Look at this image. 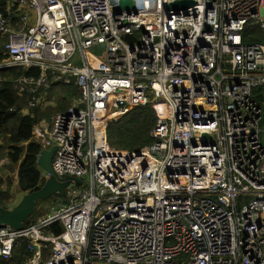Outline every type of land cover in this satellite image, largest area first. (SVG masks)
<instances>
[{
    "label": "built area",
    "instance_id": "1",
    "mask_svg": "<svg viewBox=\"0 0 264 264\" xmlns=\"http://www.w3.org/2000/svg\"><path fill=\"white\" fill-rule=\"evenodd\" d=\"M0 1V68L40 69L15 80L25 112L47 71L80 90L32 138L56 146L59 176L83 179L48 215L1 226L0 259L29 240L24 264H264V42L244 41L247 25L264 35V0ZM109 103L168 108L154 143L111 147Z\"/></svg>",
    "mask_w": 264,
    "mask_h": 264
},
{
    "label": "trees",
    "instance_id": "2",
    "mask_svg": "<svg viewBox=\"0 0 264 264\" xmlns=\"http://www.w3.org/2000/svg\"><path fill=\"white\" fill-rule=\"evenodd\" d=\"M3 4V1H0ZM248 27H255L249 30ZM244 41L248 43L264 42L262 29L257 25H247L244 32ZM3 58L0 45V60ZM22 73L38 75V69L29 72L18 71L16 69L1 71L0 75L4 81L0 85V162L7 158L5 165L10 171L17 170L18 188L23 193L40 189L46 182L43 171L37 164L41 146L33 140V128L44 117L50 116V111H43L39 108L30 114L22 113V105H25L26 91L23 96L19 94V89L14 87L13 77ZM11 79V80H10ZM76 90V89H74ZM71 91L67 95L71 98L76 96V91ZM255 99L264 109V94L261 87L254 89ZM65 95L62 96L66 99ZM61 98V99H62ZM168 111L165 107L163 113H159L151 105L127 106L124 110L115 109L109 103L107 110L108 142L111 147L117 150L136 151L154 143L152 130L159 116H164ZM3 178H0V207L9 208L10 189L13 186L12 180L8 177L7 185ZM54 197L59 200V205L67 203V196L57 194ZM53 198V197H52ZM46 200V199H45ZM40 205L37 203L35 214L39 212ZM42 211L44 215L48 212ZM30 221V220H29ZM27 221L26 223L28 224ZM50 229L60 233L62 228L52 225ZM34 254L32 243L24 240L13 250L12 257L8 260L0 259V264H24V262Z\"/></svg>",
    "mask_w": 264,
    "mask_h": 264
},
{
    "label": "water",
    "instance_id": "3",
    "mask_svg": "<svg viewBox=\"0 0 264 264\" xmlns=\"http://www.w3.org/2000/svg\"><path fill=\"white\" fill-rule=\"evenodd\" d=\"M195 4L194 0H177L169 4L173 10L186 9ZM134 7V0H120V8L131 10ZM207 139L208 135L205 136ZM56 146L43 150L37 160L41 170L46 172L45 184L37 190L27 192L13 208L0 207V227L10 226L14 229H22L26 222L33 216L36 204L40 200L54 197L57 194L66 196L71 186L80 187L83 179L74 176H59L53 169V156Z\"/></svg>",
    "mask_w": 264,
    "mask_h": 264
},
{
    "label": "crops",
    "instance_id": "4",
    "mask_svg": "<svg viewBox=\"0 0 264 264\" xmlns=\"http://www.w3.org/2000/svg\"><path fill=\"white\" fill-rule=\"evenodd\" d=\"M7 39H8V36H4V37H2L0 39L1 52H2V55H3V58L0 60V62L5 58L4 57V45L3 44H4V42H6ZM10 69H16L18 71L21 70L23 72H29L32 69H36V68H32L30 70H26L23 67L0 68V73H1V71L10 70ZM38 70H39V73H38L37 76L40 75V69H38ZM46 73H47L48 79L50 81V86L48 88L43 87V86H41L39 88L37 87L36 91L34 93L35 95H38L37 97L40 100L38 102V105L35 106V108L33 109V112L37 108H39V109H41L43 111H47V110L50 111V116L49 117H44L43 119L40 120V122L42 120H45V119H51L52 116L55 114V112L59 111L60 109H66L69 106H71L73 101H74V99L77 98L79 96V94H80V90H79L78 86L75 85L74 83H72V84H59L58 81H55L53 79L52 74L50 73V71H47ZM22 74L23 75H29V74H24V73L21 72L20 75H22ZM30 74H33V73H30ZM20 75L13 77V80H16L18 77H20ZM0 78H2V82H3L4 81V77H2V75H0ZM13 83H14V87L18 89V87H16L15 81H13ZM74 89H76V90H74ZM73 90L76 91V96H74L72 98L70 96L67 97V95L70 94L71 91H73ZM25 91H26L27 94L25 95L26 96L25 105H22V107H23L22 108V113L28 115L27 110L25 112V107L28 105V102L31 99L32 94L29 93V91H27V90H23V92L20 93V89H19V94L21 96H23V93H25ZM63 95H65V97H67V98L63 99L62 98ZM44 99H46V100H44ZM49 101L52 102V105L47 104V102H49ZM153 108L156 109L157 111H159L158 108H155V107H153ZM0 139H2V138L0 137ZM43 150H46V149H42V147H41V150H40V153L38 155V158H39V156H40V154H41V152ZM7 172L9 173L8 170H7ZM46 177L47 176L45 175V178ZM52 207H55V206H52ZM12 254H13V251H12ZM5 260H8V259H5Z\"/></svg>",
    "mask_w": 264,
    "mask_h": 264
},
{
    "label": "rangeland",
    "instance_id": "5",
    "mask_svg": "<svg viewBox=\"0 0 264 264\" xmlns=\"http://www.w3.org/2000/svg\"><path fill=\"white\" fill-rule=\"evenodd\" d=\"M254 28L255 27H248L249 30L254 29ZM92 52H94L95 54H98V55L101 54V52L97 48L92 49ZM12 81H15V80H12ZM22 92L23 91L20 90V93H22ZM262 128H263V135L262 136L264 139V120L262 122ZM1 143H2V139H0V144ZM6 164H8V159L7 158L2 159L0 162V178H3L5 180L4 182H6V185H7L8 177H10L12 180L13 186L11 187V189L9 191L10 199H9L8 204L10 206L9 208H13L22 199V197L24 196L25 193L20 191L18 188V182H17L18 181V177H17L18 172H17V170L15 172L10 171L8 168L5 167ZM52 164H53V160H52ZM7 170L9 171V173L7 172ZM43 175H44V177H45V175L48 176V174L44 171H43ZM80 191H81V189H80ZM66 196H67L68 200L70 201V199H71L70 189L68 190V194ZM55 198L56 197L49 198L46 200H40L38 202V204L40 205L39 212L37 214H35V212H34L33 216L29 219L30 221L28 220L29 221L28 224L35 222L39 218H42V217L48 215L53 208L52 206L57 207V206H59V204H62V203H60L59 200H57ZM48 208H49V210L46 214H44V215L40 214L42 211H46ZM25 225H27V223Z\"/></svg>",
    "mask_w": 264,
    "mask_h": 264
}]
</instances>
